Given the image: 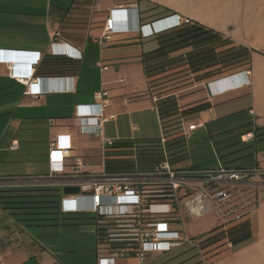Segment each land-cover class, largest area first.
Here are the masks:
<instances>
[{
	"label": "crops",
	"instance_id": "1",
	"mask_svg": "<svg viewBox=\"0 0 264 264\" xmlns=\"http://www.w3.org/2000/svg\"><path fill=\"white\" fill-rule=\"evenodd\" d=\"M119 6L130 8L117 16V32L102 46L110 10ZM156 6L220 34L212 45L218 56L235 52L240 61L198 72L175 68V61L185 55L182 50L197 47L175 50V29L139 34L141 16L143 23L160 17L159 10L140 13ZM153 40L158 46L149 45ZM5 51H23L26 56L14 60ZM38 54L36 64L32 59ZM11 67L32 71L29 84L14 77ZM210 70L216 75L204 78ZM180 74L195 75L193 88L200 85L201 90L186 97L175 91L161 94L163 79ZM102 91L108 92L110 105L104 108L108 119L100 125L94 118L80 117L78 106L100 103ZM168 97L178 106L172 120L159 110ZM190 124L197 129L189 130ZM163 125L170 160L177 168L208 167L192 161L188 144L204 129L210 142L218 134L239 130L236 144L219 149L216 166L251 156L252 164L238 167L264 168V0H0V178L14 180L0 188V209L8 211L4 202L21 200L7 196L35 193L5 190L60 187L63 197L58 180L48 178L56 166L49 158L53 141L70 144L69 154L98 172L105 166L104 140L148 147L157 142ZM173 127L175 135L169 131ZM100 129L101 134L93 133ZM72 162L66 159L68 170ZM13 215L22 222L0 223V264H66L62 256L80 242L67 226L76 224H36L27 221V215ZM208 237L220 240L180 242L168 253L151 254L144 263L128 256L116 264H264V186L245 216ZM96 243L98 256L97 235Z\"/></svg>",
	"mask_w": 264,
	"mask_h": 264
},
{
	"label": "built area",
	"instance_id": "2",
	"mask_svg": "<svg viewBox=\"0 0 264 264\" xmlns=\"http://www.w3.org/2000/svg\"><path fill=\"white\" fill-rule=\"evenodd\" d=\"M129 8L119 6L110 10L100 40L102 46H106L110 37L117 32V16L126 13ZM169 20L163 27H154L156 23ZM139 22L137 32L143 36L194 24L180 13L151 23ZM32 61L38 64L40 54L35 55ZM11 69L14 77L29 84L28 77L32 71L28 72L26 67L21 68V71L14 67ZM98 95L102 99L100 103L79 105L78 110L82 113L80 117L94 118L101 125L102 121L108 119L104 117V108L110 102L108 92L102 91ZM93 108L95 113L91 111ZM197 127V124H190L188 129L192 131ZM101 132V129L93 130L96 135ZM118 144L115 140H104L105 166L98 172L87 170L81 158L71 156L70 144L62 146L57 139L50 147L49 158L56 166L48 178L57 179L62 189L66 186H77L80 189L78 193H64L61 211L65 214L88 212L96 217L100 264H116L117 259L128 256H135L140 263H144L151 254L172 251L177 243H199L197 239L187 236L182 226L178 225L183 209L190 215H198L215 208L225 225L241 219L252 207L246 208L242 202L233 204L235 194L253 185L258 188L264 186V168L260 166L232 168L221 161L216 167L183 169L173 166L164 125L157 142L148 145V148L136 142L121 143L120 151L111 155L113 158H121L114 155L129 154V163H124V166L113 162L107 164L106 148ZM12 146L16 147L17 142ZM151 146L159 147V161L154 160L148 164L146 158L141 157L143 161L138 163L137 157L133 155L138 152L145 156L152 149L149 148ZM67 158H73L70 170L67 169ZM12 181L0 178V188Z\"/></svg>",
	"mask_w": 264,
	"mask_h": 264
},
{
	"label": "rangeland",
	"instance_id": "3",
	"mask_svg": "<svg viewBox=\"0 0 264 264\" xmlns=\"http://www.w3.org/2000/svg\"><path fill=\"white\" fill-rule=\"evenodd\" d=\"M175 30H178V28ZM149 45L152 47L158 46L157 42L154 40L150 41ZM187 48L188 46L184 47L183 49H187ZM187 53H189L187 50L185 51L182 50L181 54L182 55L185 54V55L180 58L185 59ZM177 54L178 53H175V55ZM183 63L184 61L177 59V61H175V68L177 67V69L183 70L184 67H179ZM136 76H137V81L139 82V79H141V75L137 74ZM196 79L197 78L195 77V75L189 77L186 74L167 76L165 79H163L162 83L160 84L161 94L175 91L180 97L181 96L186 97L188 94L194 93L195 90H201L199 83H198L199 87L197 89L193 88V84L196 82ZM182 106L184 107V105ZM171 130L174 131L172 132V135H175V129H171ZM237 130L238 129L227 133H221L213 137L215 144L214 142L209 141L210 139L205 129L199 131L196 137L188 140L192 161H194L195 164H200L203 166H208V167L216 166L217 162L215 159L217 158L215 156L217 154L219 155V153L222 151L219 150L221 146L224 147L228 143L236 144L238 142L239 136L237 135L238 133ZM232 133H234V135ZM149 148H154V146L153 147L151 146ZM114 156H122L121 157L122 162L120 165L118 164L119 166H124L123 165L124 163H129V158H128L130 156L129 154L126 155L121 154ZM133 157H137L136 160L138 161V163H140L141 160L143 161L141 157H148V156L147 155L141 156L137 152V155H133ZM156 157L157 158L153 159V161L154 160L159 161L160 159L159 155H156ZM150 163H152V161L151 162L148 161V164ZM250 164H252V160H251V156H248L230 162L229 166L232 168H239L238 166H247ZM258 198H259V188L258 186L253 185L237 192L235 194V197L233 198L234 200L232 201V203L237 204L239 202H242L243 205L247 208L248 206L255 204ZM0 210L1 212H3V214L1 213L0 215V223L2 222L8 225L9 223H11V221L8 219H11L13 222H22L20 220H17V218L19 217L17 215H13L12 213H10V210H8L9 212L5 208L3 209L1 208ZM70 215L71 216L81 215V216L89 217L92 216L93 214L84 212V213H71ZM178 223L182 226V228L185 230V232L190 238L197 239L199 243H204V242L208 243V242H214L220 240L218 237H216L215 239L208 237L210 236L211 233L214 234L216 229L223 225V222L222 221L220 222L219 220L215 208H211V210H209L208 212L198 215H190L186 211H183L181 218H179L178 220ZM81 224L82 223H79V225L78 224L67 225L71 229L70 234L74 237H77L80 240V242L75 245L76 248H74V251L68 252L67 255L62 256V259L67 261L66 264H100L99 257L96 254V244H97L96 227L92 222L89 221L86 222L85 224L84 223L82 225ZM11 225L13 226V224ZM38 227L39 226H35V228Z\"/></svg>",
	"mask_w": 264,
	"mask_h": 264
},
{
	"label": "trees",
	"instance_id": "4",
	"mask_svg": "<svg viewBox=\"0 0 264 264\" xmlns=\"http://www.w3.org/2000/svg\"><path fill=\"white\" fill-rule=\"evenodd\" d=\"M152 10H159L156 13V15L160 17L156 18L155 20L165 18L175 13L166 8H161L159 6H156L147 11L141 12L140 16L143 13L150 12ZM140 18L142 22L144 18H142V16ZM175 35H176L175 43L171 44L175 46V50L182 49L189 45H194L195 47H197L196 50L187 53L185 59H181L182 61H184V63L179 66V67H184L182 71L187 69H192L194 70V72H198L200 70L204 71L207 69H213L217 66L219 68L229 67L240 61V60L237 61V59L240 56H237L235 52L218 56V53L215 51V48L212 47V45L214 42L219 41L220 34L214 32L212 29H208L202 25H198L197 23H194L189 26L178 28V30H175ZM210 72L211 70L203 73V75H205L204 78H209L211 76L216 75V74H210ZM165 99L166 100H164V102H162L159 105V110L163 118H167V119L171 118L172 120L173 119L172 117H175V115L178 114L177 102L172 97H168ZM172 129H176V128L173 127ZM121 147H122L121 143H119L117 146H109L106 148L107 164H110L112 162L119 165L121 164L122 162L121 158L111 157L113 153L120 151ZM159 151H160L159 147H154L150 149L149 152H147L146 155L148 157L145 158L148 159L147 161L153 162V159L157 158L156 155H159L160 157ZM5 191L35 192L33 194H22V195L17 194L13 196L10 195L7 197L21 198V200L4 202L5 204L9 205L7 209L13 211L15 210L13 214L29 216L30 218L26 219L27 221L36 224L41 222L55 223L59 221H61L64 224H79V223H86L89 221L92 222L94 225L96 224V217L94 215L89 217L81 216V215L71 216L70 214L66 215L61 211L62 190L60 187H47V188H40L34 190H5ZM18 210L19 212H16Z\"/></svg>",
	"mask_w": 264,
	"mask_h": 264
},
{
	"label": "water",
	"instance_id": "5",
	"mask_svg": "<svg viewBox=\"0 0 264 264\" xmlns=\"http://www.w3.org/2000/svg\"><path fill=\"white\" fill-rule=\"evenodd\" d=\"M4 55H11L14 60L21 59L22 57L26 56V53L23 51H5L3 52ZM80 191L79 187L77 186H66L63 188V192L67 193H78Z\"/></svg>",
	"mask_w": 264,
	"mask_h": 264
}]
</instances>
